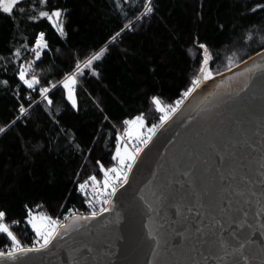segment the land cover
I'll use <instances>...</instances> for the list:
<instances>
[{"label": "trees", "instance_id": "16d2710c", "mask_svg": "<svg viewBox=\"0 0 264 264\" xmlns=\"http://www.w3.org/2000/svg\"><path fill=\"white\" fill-rule=\"evenodd\" d=\"M147 3L50 0L65 10L63 36L39 17L49 10L40 0H24L25 10L14 17L0 13V127L6 128L0 133V210L22 241L36 238L25 223L29 212L60 221L73 207H85L79 181L104 178L101 165H116L119 133L131 127L125 121L143 116L148 128L159 124L153 97L170 106L191 87L203 59L200 44L211 55L213 75L264 49V7H258L264 0H151L153 12L143 15ZM125 24L134 27L113 42ZM40 33L49 49L32 64L26 78L35 74L40 83L28 89L18 73L35 60L31 48ZM105 46L95 74L84 69L77 77L73 107L60 82ZM52 83L57 87L48 105L39 89ZM21 104L28 112L11 124Z\"/></svg>", "mask_w": 264, "mask_h": 264}, {"label": "water", "instance_id": "95a60500", "mask_svg": "<svg viewBox=\"0 0 264 264\" xmlns=\"http://www.w3.org/2000/svg\"><path fill=\"white\" fill-rule=\"evenodd\" d=\"M237 122L239 131H235ZM226 130L253 142L254 155L264 147V49L201 81L172 118L158 127L109 211L78 225L71 217L64 223L68 231L61 229L62 238L48 249L20 255L14 261L0 260V264H199L204 249L194 248L193 241L178 229L186 224L191 233L208 221L195 213L183 220L160 193L168 190L165 185L178 169L189 165L195 166L198 188L210 186L216 179L211 165L218 159L212 145L219 143ZM205 159L210 162L207 170L202 163ZM257 212L254 207L242 229L249 239L242 255L237 254L239 264H264V213Z\"/></svg>", "mask_w": 264, "mask_h": 264}, {"label": "snow or ice", "instance_id": "6c2138e0", "mask_svg": "<svg viewBox=\"0 0 264 264\" xmlns=\"http://www.w3.org/2000/svg\"><path fill=\"white\" fill-rule=\"evenodd\" d=\"M23 4L24 0H0V13L14 17L16 12H23L25 10ZM40 4L48 6L49 10L40 11L39 17L49 21L60 35H65L63 19L66 15L65 10L52 6L50 0H40ZM145 7L146 12L143 15H149L153 12L151 0H148ZM258 7H264V5H258ZM31 19L35 20L36 17H31ZM132 27L134 26L125 24L111 38L112 41L115 42L124 30H131ZM47 48L48 44L45 41V36L43 33H40L34 41V47L31 48V51L35 53V60L27 68L21 66L18 73L19 80L28 89H34L40 83L35 74L31 78L26 77L32 68V64L41 58V51ZM199 48L202 50L203 59L198 76L192 80L191 87L183 93V99L178 100L175 106H164L159 98L153 97L152 102L155 109L161 113L159 124L147 129L149 133L147 138H142L137 134L139 144L146 147L151 141L152 135L155 134L156 129L166 124L172 118L179 110L184 99L192 96L201 86V81L213 78V73L208 67L211 55L204 44H200ZM107 50L105 46L99 52L92 54L84 61L83 68H81L80 63H77L75 65V72L65 76L60 82V86L66 90L67 98L72 102L73 107L76 106L75 86L78 82L77 77L84 74V69L92 70L95 74L93 65L104 57ZM15 55L19 57L21 55L20 51L17 50ZM2 83L7 85L8 81L4 80ZM56 87L57 84L52 83L50 87L39 89L42 98L47 101L48 105H52L53 103L48 93ZM27 112L28 108L21 104L19 115L11 124H14L16 120L25 116ZM125 123L130 126L137 125L138 133L139 129L145 127L143 116L137 117L133 121H125ZM238 125L239 122H237V129L235 131H239ZM5 131V127H0V133ZM232 132L233 130H226L223 136L220 137L219 143L212 145L215 156L218 159L216 163L211 165V171H214L216 174V179L210 186L198 188L197 178L194 176L195 166L189 165L183 171L178 169L176 177L170 184L165 185V188L168 190L160 193L162 198L170 201L172 207L175 208L176 215L183 220L187 221L191 214L195 213L196 217L204 216L205 220L208 221L203 228L195 226L191 233H188L186 224L181 225V229H178L179 234H187L186 239L193 241L194 248L200 250L202 247L204 249L200 252L202 259L199 264H209V261H214L215 264H239L237 254L242 255L241 250L249 239L248 234L244 233L242 229L245 227L254 207L258 209L257 214L264 213V147L260 148L258 156L254 155L256 149L253 142L249 139L238 138ZM127 135H132L131 131ZM217 135L220 136V134ZM142 151L143 148L137 146L132 152H129L125 148L122 153L118 147L116 154L113 156V160L116 161L117 166L105 169L101 165V171L104 174V190L107 192L111 188L110 196L116 194L117 184L123 187L129 182V173L136 162V157ZM202 163L206 166L207 170V166L210 163L209 160L205 159ZM90 179L93 184L97 183L95 176ZM86 186V184H81L80 190L83 192ZM103 203L111 204L112 201L108 199L103 201ZM89 204L91 206V201H89ZM107 211H109L108 208H102L100 209V214ZM97 217L98 213L96 211H92L90 215L83 216L73 214L72 223L78 225L80 221L87 222L95 220ZM64 219L67 220L68 217L65 216ZM11 223L12 225H18L20 221H12ZM25 223L30 225L35 232L37 238L35 243L38 244V247L23 246L18 236L12 230L11 225L6 222L5 211L0 210V235L6 238V241H0V243H3V247L0 248V260L14 261L20 255L48 249L58 237L62 238L63 233L61 229H63L64 233L69 229L68 224H63L58 219L46 215L36 217L31 212H29ZM232 241H237L238 246L233 245ZM244 259L245 261L247 260L246 257Z\"/></svg>", "mask_w": 264, "mask_h": 264}, {"label": "built area", "instance_id": "2783aa9c", "mask_svg": "<svg viewBox=\"0 0 264 264\" xmlns=\"http://www.w3.org/2000/svg\"><path fill=\"white\" fill-rule=\"evenodd\" d=\"M48 49H49V46H48L47 49H44V50L41 51V55H43L44 51L45 50H48ZM182 99H183V94H182V96L178 100H182ZM187 99H184L183 103L180 105V108L186 103ZM170 106H175V103L172 104V105H170ZM148 135H149L148 131H145V132H142V134H141L140 137L147 138ZM119 137L123 140V142L126 141V140H128L127 133H119ZM152 137H153V135H152ZM137 146L138 147H141L143 149L145 147L144 145L139 144L138 141H137V142H135V144L130 145L131 152L134 151ZM139 155L136 157V160L138 159ZM134 165H133V167H134ZM131 172L129 173V177H130ZM93 176L96 177L97 183H95V184H93L92 180L90 179ZM103 181H104V178H102L99 175H90V176L82 179L81 181H79V183L77 185V190H78L79 195L85 201V207L83 209H76V208L73 207L66 214V216L68 217V219L67 220H65V219L60 220V222L63 223V224L66 223L71 217H73V214H75V215H82L83 216V215H90L92 211H96L98 213V216H99V215H101L100 214V209H102V208H108L110 210L111 209V206H112V203L111 204H105V203H103V201L108 200V199H111V201L113 202V199H114V196L115 195L114 196H110L109 195V193L111 192V188H109L107 190V192L104 190ZM81 184H86L87 185L86 188H85V190L83 192L80 190V185ZM121 188L122 187H120L119 184H117V191H116V193ZM89 201H91V206L89 204ZM36 239L37 238H35L33 241H30V242L21 241V240L20 241L22 242V245L23 246H26V247H34V246L35 247H38V244L35 243L36 242Z\"/></svg>", "mask_w": 264, "mask_h": 264}, {"label": "rangeland", "instance_id": "374dc122", "mask_svg": "<svg viewBox=\"0 0 264 264\" xmlns=\"http://www.w3.org/2000/svg\"><path fill=\"white\" fill-rule=\"evenodd\" d=\"M148 127L145 123V127L142 128V129H139V133H138V126L137 125H132L127 131L125 132H120V133H128L129 131H131L132 135H128V140L124 141L120 138V142H122V144L120 145V150L121 152L123 153L124 149L127 148V150L129 152H131V149H130V145H133L135 144V142H137V134H139L141 136L142 132H145L147 131ZM157 131V129H156ZM155 131V132H156ZM117 166V165H115ZM114 166V167H115ZM33 216H36V217H40L41 215H46L48 216L47 214L45 213H31ZM39 222V221H38ZM20 239V238H19ZM21 240V239H20ZM22 241V240H21Z\"/></svg>", "mask_w": 264, "mask_h": 264}]
</instances>
